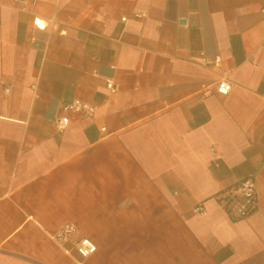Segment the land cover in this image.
<instances>
[{
  "label": "crops",
  "instance_id": "1",
  "mask_svg": "<svg viewBox=\"0 0 264 264\" xmlns=\"http://www.w3.org/2000/svg\"><path fill=\"white\" fill-rule=\"evenodd\" d=\"M261 7L0 0V264H264ZM248 177L234 219L220 194ZM65 224L96 252L56 243Z\"/></svg>",
  "mask_w": 264,
  "mask_h": 264
},
{
  "label": "built area",
  "instance_id": "2",
  "mask_svg": "<svg viewBox=\"0 0 264 264\" xmlns=\"http://www.w3.org/2000/svg\"><path fill=\"white\" fill-rule=\"evenodd\" d=\"M264 14V7L259 9ZM125 21V19H122ZM219 63V58H215V64ZM106 87L109 92L113 93L116 86L113 81L106 80ZM231 89V84L227 80H220L216 84V91L219 94L225 95ZM61 109L64 111H72L85 117H92L96 107L86 101L74 99L61 104ZM57 130L63 131L68 121L63 116H57L54 120ZM224 210L234 219H241L251 214L257 206V198L254 193V182L252 178H244L234 184L229 190L220 194L219 198ZM192 212L195 214H204L205 208L201 203L192 207ZM56 243L64 247L69 243L71 248L81 257L88 258L96 252L95 243L88 237H83L78 234L77 227L74 224H65L61 226L52 236Z\"/></svg>",
  "mask_w": 264,
  "mask_h": 264
}]
</instances>
